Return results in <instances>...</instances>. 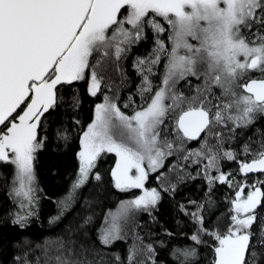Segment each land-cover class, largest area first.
Masks as SVG:
<instances>
[{"label": "snow or ice", "instance_id": "6c2138e0", "mask_svg": "<svg viewBox=\"0 0 264 264\" xmlns=\"http://www.w3.org/2000/svg\"><path fill=\"white\" fill-rule=\"evenodd\" d=\"M147 40L151 50L134 55ZM125 63L140 82L121 97ZM258 115L264 0H0V163L12 165L0 173L3 218L27 231L42 198L56 204L49 223L78 200L84 208L55 236L13 240L0 264H264V130L257 150L237 140ZM54 140L72 170L49 195L37 161ZM197 179L199 198L178 200ZM133 189L114 209L94 207ZM166 198L174 225L155 214ZM120 240L131 241L123 251Z\"/></svg>", "mask_w": 264, "mask_h": 264}, {"label": "trees", "instance_id": "16d2710c", "mask_svg": "<svg viewBox=\"0 0 264 264\" xmlns=\"http://www.w3.org/2000/svg\"><path fill=\"white\" fill-rule=\"evenodd\" d=\"M152 41H141L138 47H135L134 55H145L148 51L151 50ZM127 76L129 77L131 84L122 92L121 97H125L128 92H136V86L140 82V77L137 75L132 69L130 63H125ZM161 69V68H160ZM159 69V70H160ZM198 81L193 80L192 84L197 83ZM186 85L184 81H181V87ZM92 101L85 96L84 104L81 110V118L87 121L90 115V105ZM258 130H264V116L258 115L256 121L249 125L248 127H242L238 129L239 135L237 136V140L242 145L245 141H248L251 138V147L254 150L258 149L257 142L260 140V135ZM190 146H195L191 145ZM231 147H236L235 144L230 145ZM244 155L241 154L239 159H243ZM114 163V154H108L100 163V168L103 169L106 173L107 169L112 166ZM227 167L232 169H237L238 165L236 163H228ZM11 166L9 164L0 163V173L9 174L11 172ZM72 170L71 168V151L63 146V142L53 141L49 144L45 149L41 150L38 155L37 161V172L39 179L45 188V191L51 195L53 192L60 193L64 190L65 185L67 183L68 173ZM154 183V178L152 181ZM202 182L197 179L194 182L185 183L182 186V189L179 191L177 195V199H184L186 196L191 199L199 198V186ZM85 193L88 192L86 188ZM227 191V188H225ZM137 194V191L130 190L126 193H122L119 190H115L113 195L106 200L102 206H95L97 212L101 210H106L108 208H115L119 202V200L126 199L131 195ZM223 195V193H221ZM103 199V198H101ZM11 201L8 199L7 191L4 186L3 178L0 177V247L6 245L4 249L3 255H0V258H6L11 255L14 251L12 248V241L20 239L21 237L27 236L30 240H39L44 236H55L65 230L68 226H75L79 222V216L83 215L84 208L82 206V200L76 201L72 207H70L64 215L60 218V220L49 223L48 217L53 215L56 209V204L53 200H48L46 198H42L40 213L37 218L33 219L31 225L28 227L27 231H21L10 222L3 218V211L5 205H10ZM223 211V209H221ZM156 216L160 218L166 224L174 225L175 223V209L173 207V202L169 199H165L159 209L156 211ZM139 219L147 222L149 217L146 213H141ZM98 226L93 225L92 229ZM152 231L158 232V225L151 226ZM131 241H123L120 240L116 242L115 248L123 251L126 247V243H130ZM111 250V249H110ZM201 253H209V250L206 248L200 249ZM210 255V253H209ZM200 264H207L206 259H201Z\"/></svg>", "mask_w": 264, "mask_h": 264}, {"label": "rangeland", "instance_id": "374dc122", "mask_svg": "<svg viewBox=\"0 0 264 264\" xmlns=\"http://www.w3.org/2000/svg\"><path fill=\"white\" fill-rule=\"evenodd\" d=\"M162 38H163V36H162ZM124 66H125V64H124ZM126 68V67H125ZM161 68V69H160ZM159 69H160V72H162L163 71V65L161 64L160 66H159ZM135 71V70H134ZM136 73V72H135ZM137 75H138V73H136ZM113 79H114V82H116V83H119V77H117V76H114L113 77ZM129 84H131V81H130V79H129V77H128V79L127 80H125V81H123V83L121 84V86H120V96H121V94H122V92L129 86ZM180 88H181V90H184L186 87H187V85H184V86H182L181 87V81L179 82V85H178ZM10 165V164H9ZM11 166V168H12V165H10ZM134 190V189H133ZM137 194H139V192L137 191Z\"/></svg>", "mask_w": 264, "mask_h": 264}, {"label": "flooded vegetation", "instance_id": "af4514ba", "mask_svg": "<svg viewBox=\"0 0 264 264\" xmlns=\"http://www.w3.org/2000/svg\"><path fill=\"white\" fill-rule=\"evenodd\" d=\"M239 178V177H238Z\"/></svg>", "mask_w": 264, "mask_h": 264}]
</instances>
